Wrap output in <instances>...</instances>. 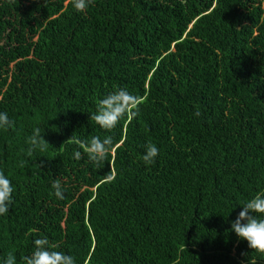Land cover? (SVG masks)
Segmentation results:
<instances>
[{"label":"trees","instance_id":"obj_1","mask_svg":"<svg viewBox=\"0 0 264 264\" xmlns=\"http://www.w3.org/2000/svg\"><path fill=\"white\" fill-rule=\"evenodd\" d=\"M120 87L139 113L106 132L89 117ZM0 112V264L45 237L76 264H264L230 230L264 194V0H0ZM97 135L100 169L77 144Z\"/></svg>","mask_w":264,"mask_h":264},{"label":"clouds","instance_id":"obj_2","mask_svg":"<svg viewBox=\"0 0 264 264\" xmlns=\"http://www.w3.org/2000/svg\"><path fill=\"white\" fill-rule=\"evenodd\" d=\"M70 3L75 11L83 13L93 3V0H70ZM141 102L126 87H120L96 101L95 111L90 114L89 119L94 121L99 128L111 132L122 119L135 118L139 113ZM13 124L14 121L9 119L7 112H0V128L7 129ZM41 142L48 144L42 138L41 129L36 128L28 138L30 147L27 149V154L31 156L37 148L42 149ZM77 144L88 160L100 169L105 161H108L112 151L113 137L108 135L101 138L97 135L92 136L90 140H79ZM144 148L145 152L140 159L145 166H149L155 162L159 149L151 142L145 144ZM73 157L77 160L81 159L82 152L74 151ZM109 179H114V176H110ZM51 187L50 195H54L58 200L65 198V188L60 179L54 180ZM14 191L12 181L3 171H0V216L8 213L13 202ZM240 207L241 210L236 218L231 221L230 230L235 233L238 240L246 241L250 250L264 257V194L253 196ZM33 243L34 250L31 255L23 257V264H76L74 256L58 250L59 245L50 244L46 237L38 238ZM3 264H16V257L9 253Z\"/></svg>","mask_w":264,"mask_h":264}]
</instances>
